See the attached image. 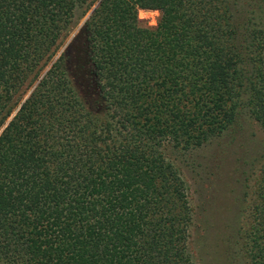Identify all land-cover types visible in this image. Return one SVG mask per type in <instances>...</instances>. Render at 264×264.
<instances>
[{
  "label": "trees",
  "instance_id": "1",
  "mask_svg": "<svg viewBox=\"0 0 264 264\" xmlns=\"http://www.w3.org/2000/svg\"><path fill=\"white\" fill-rule=\"evenodd\" d=\"M76 11L95 98L57 53ZM256 17L236 24L228 0H0V264H193L162 147L199 146L242 111L264 135ZM241 238L264 264V153Z\"/></svg>",
  "mask_w": 264,
  "mask_h": 264
},
{
  "label": "rangeland",
  "instance_id": "2",
  "mask_svg": "<svg viewBox=\"0 0 264 264\" xmlns=\"http://www.w3.org/2000/svg\"><path fill=\"white\" fill-rule=\"evenodd\" d=\"M228 2L236 24L264 14V0ZM87 14L88 11L84 15L75 12L71 29L57 53L64 51L68 56V73L78 91L94 94L95 98L79 35ZM136 16L140 25L150 27L155 25L159 12L137 9ZM162 151L185 182L191 211L187 249L193 264H248L241 230L245 226L251 191L264 153V135L258 124L242 111L219 136L201 145L187 149L164 145Z\"/></svg>",
  "mask_w": 264,
  "mask_h": 264
}]
</instances>
